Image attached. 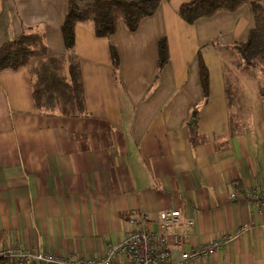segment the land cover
Here are the masks:
<instances>
[{
    "label": "crops",
    "instance_id": "0c3cea01",
    "mask_svg": "<svg viewBox=\"0 0 264 264\" xmlns=\"http://www.w3.org/2000/svg\"><path fill=\"white\" fill-rule=\"evenodd\" d=\"M185 1L161 0L133 32L122 21L109 37L76 26L85 114L36 110L28 68L0 71V248L97 257L123 239L131 211L155 218L178 209L177 223L161 230L181 234L172 260L227 236L195 264H264V209L250 198L264 193V99L260 73L237 67L231 48L253 25L251 7L188 24L177 14ZM67 6L0 0V45L28 29L44 34L49 55L62 56ZM162 36L169 60L158 71ZM225 52L236 79L253 85L250 99L236 87L232 105Z\"/></svg>",
    "mask_w": 264,
    "mask_h": 264
},
{
    "label": "trees",
    "instance_id": "16d2710c",
    "mask_svg": "<svg viewBox=\"0 0 264 264\" xmlns=\"http://www.w3.org/2000/svg\"><path fill=\"white\" fill-rule=\"evenodd\" d=\"M161 0H68L67 10L60 26L64 43L62 56L49 55L44 34L23 29L18 35L0 45V71H14L26 66L29 71L32 97L36 110L65 116L85 114L83 85L79 57L76 53L77 25H91L96 36L109 37L115 33L118 22L133 32L140 22L156 13ZM248 4L253 14V25L244 41H236L231 48L238 56L237 67L260 73L258 96L264 99V0H189L180 4L177 14L186 23L211 17L219 11L233 12ZM157 70L169 60L165 36L156 42ZM110 55L114 69L119 56L111 45ZM66 65L67 75L63 72ZM199 75L204 96L208 94V73L198 55ZM226 97L229 105L239 100L237 89L225 72Z\"/></svg>",
    "mask_w": 264,
    "mask_h": 264
},
{
    "label": "built area",
    "instance_id": "2783aa9c",
    "mask_svg": "<svg viewBox=\"0 0 264 264\" xmlns=\"http://www.w3.org/2000/svg\"><path fill=\"white\" fill-rule=\"evenodd\" d=\"M255 197L261 209H264V193L258 196L251 193L250 198ZM179 213L178 209L160 211L152 218L146 213L131 211L129 227L123 239L97 257L59 255L8 245L0 248V264H195L220 251L229 241L227 236H220L211 242L192 247L190 252H180L172 260L170 246L182 245L181 234L163 233L161 230L177 223ZM153 224H156L157 229L151 227Z\"/></svg>",
    "mask_w": 264,
    "mask_h": 264
},
{
    "label": "rangeland",
    "instance_id": "374dc122",
    "mask_svg": "<svg viewBox=\"0 0 264 264\" xmlns=\"http://www.w3.org/2000/svg\"><path fill=\"white\" fill-rule=\"evenodd\" d=\"M225 54V56L226 57H224V59H226V64H227V68H228V70H227V74H228V77L230 78V81L235 85V87H237L238 89H240V88H244L243 90H242V92H244V93H246V92H251L253 89V85H248V84H250V83H246L245 81L243 82V80H237L236 79V74H235V71H234V68H230V67H232V65L233 64H231L232 62H229V61H227V59H228V53H224ZM233 56H237V54L235 53H233ZM234 64H237V62H234ZM234 67V66H233ZM241 79V78H240ZM245 85V86H244ZM252 89V90H251ZM243 96L245 97V98H251L252 96L249 94H243ZM248 99V100H249Z\"/></svg>",
    "mask_w": 264,
    "mask_h": 264
}]
</instances>
